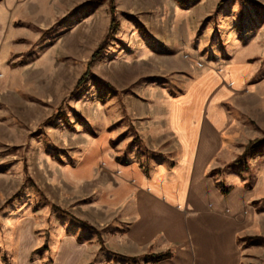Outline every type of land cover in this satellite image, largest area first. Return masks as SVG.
Listing matches in <instances>:
<instances>
[{"label": "rangeland", "instance_id": "obj_1", "mask_svg": "<svg viewBox=\"0 0 264 264\" xmlns=\"http://www.w3.org/2000/svg\"><path fill=\"white\" fill-rule=\"evenodd\" d=\"M109 1L0 0L2 262L15 264L21 237L42 264L67 236L76 264L112 259L133 225L134 172L181 155L148 126L214 74L215 91L233 89L213 177L253 191L243 262L264 264V0H115L114 33ZM229 68L241 70L235 85L218 75Z\"/></svg>", "mask_w": 264, "mask_h": 264}, {"label": "crops", "instance_id": "obj_2", "mask_svg": "<svg viewBox=\"0 0 264 264\" xmlns=\"http://www.w3.org/2000/svg\"><path fill=\"white\" fill-rule=\"evenodd\" d=\"M233 69L218 75L235 85L241 70ZM210 78L205 75L199 86H191L168 103L160 113L159 127L148 126L161 134L160 141L165 135L176 143L181 155L170 164L161 162L150 177L132 170L139 183L133 225L113 247L114 257L98 264H245L243 242L252 235L244 231L254 218L253 191L237 185L224 193L213 177L215 157L224 147L230 122L222 99L232 87L224 85L215 91L219 81L214 74ZM205 81L209 82L205 85ZM62 241L51 264H76L82 249L79 243L73 236ZM164 252L171 255L157 261L134 262L124 257ZM30 254L21 237L15 264H42L31 261ZM0 264H4L1 256Z\"/></svg>", "mask_w": 264, "mask_h": 264}, {"label": "trees", "instance_id": "obj_3", "mask_svg": "<svg viewBox=\"0 0 264 264\" xmlns=\"http://www.w3.org/2000/svg\"><path fill=\"white\" fill-rule=\"evenodd\" d=\"M109 3H110V9H111V12H112L111 24H110V31H111V33H114V32L117 30L118 26H119V22H118V20H117V18H116V12H115V10H116V9H115V8H116V7H115V0H110ZM185 3H186V2L181 1V4H182V5H184ZM105 44H106V43H105ZM105 44L102 43V44L99 46V48L97 49V51H95V53H93V55H92L90 61L88 62V66H87L86 72H85V74L82 76L81 80H79L78 83H81L82 81H84V80L86 79V77L90 74V66H91V64L93 63V61H94L95 59H97V57L101 54L102 50L104 49ZM261 142H262V141L259 140V139H254V140L250 141L249 144L247 145V148H246L247 153H248V151H249L253 146H255V145H259ZM246 151H245V153H244L243 155H246ZM212 174H214V173L212 172ZM219 186L221 187V189H222V191H223L224 193L228 192V190H229L228 187L224 186V185L221 184V183H219ZM85 224H86V223H85ZM87 225H88L91 229H94V227H93L92 225H90V224H87ZM170 255H171L170 252L159 253V254H156V255L153 256V260H154V261H157V260H160V259H163V258L169 257ZM134 259H136V258H130V260H134Z\"/></svg>", "mask_w": 264, "mask_h": 264}, {"label": "bare ground", "instance_id": "obj_4", "mask_svg": "<svg viewBox=\"0 0 264 264\" xmlns=\"http://www.w3.org/2000/svg\"><path fill=\"white\" fill-rule=\"evenodd\" d=\"M232 81H233V79H232ZM236 81H237V80H236ZM236 81H235V82H236ZM206 82L208 83L209 81H205V83H204L205 85H206ZM237 82H238V81H237Z\"/></svg>", "mask_w": 264, "mask_h": 264}]
</instances>
